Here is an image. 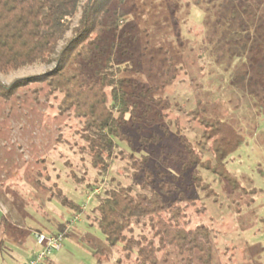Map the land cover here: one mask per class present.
<instances>
[{
  "label": "rangeland",
  "instance_id": "374dc122",
  "mask_svg": "<svg viewBox=\"0 0 264 264\" xmlns=\"http://www.w3.org/2000/svg\"><path fill=\"white\" fill-rule=\"evenodd\" d=\"M128 4L135 7L120 21L115 39L117 43L127 40L136 52L135 58L127 59L133 62L126 74L147 85H159L158 93L172 102L171 117H179L188 138L199 137L198 118L202 116L228 119L247 135L244 146L228 161L239 187L233 189L227 180L205 172L216 196L199 201L198 211H191L194 225L203 223L215 234L213 264H264V60H252L263 42L264 0H252L251 14L238 11L234 0H135ZM79 17L80 13L73 27ZM124 31L131 39L122 37ZM71 34H65L60 47ZM52 66L35 64L7 75L0 73V83L10 87ZM47 90L45 84L31 82L14 94H0V189L16 201L30 202L28 218L41 221L42 216L48 229L44 231H57L51 224L54 219L70 223L79 216L71 223L74 227L62 249L42 264H118L119 258L123 264H133L134 259L126 260L121 246L111 248L99 227L90 225L87 218V214L93 216L97 196H104L106 188L134 182L133 170L127 169V160L120 155L101 175L83 151L81 121L59 113L58 100L47 99ZM197 107L198 118L189 113ZM169 140L166 157L183 147L174 135ZM118 143L117 151L132 150L126 141ZM159 148L151 146L146 152L154 149L158 156ZM58 188L84 211L63 205ZM22 233L28 246L37 251L34 234L27 228ZM96 249L103 250V261ZM185 258L186 254L168 248L159 253V264H186ZM25 261L21 256L16 262Z\"/></svg>",
  "mask_w": 264,
  "mask_h": 264
},
{
  "label": "trees",
  "instance_id": "16d2710c",
  "mask_svg": "<svg viewBox=\"0 0 264 264\" xmlns=\"http://www.w3.org/2000/svg\"><path fill=\"white\" fill-rule=\"evenodd\" d=\"M131 1L135 0H0V73L7 75L35 64L53 65L10 87L0 83V94H14L31 82L45 84L46 98L58 100L59 113L81 121L83 151L101 175L118 156L127 160L134 182L106 188L104 196H97L93 216L87 214L89 224L99 227L111 248L122 247L126 260L159 264V253L174 248L186 254V264L197 260L213 264L215 234L203 223L194 225L191 211H198L199 201L216 196L205 172L227 180L233 189L239 187L228 161L244 146L247 135L228 119L198 118L197 107L189 113L199 119L200 135L188 138L179 117H171L172 102L158 93L159 85H147L126 74L133 62L127 59L136 52L127 40L117 43L115 39L120 21L135 7L129 6ZM234 2L238 11L252 13V0ZM68 31L71 36L60 47ZM123 36L131 34L124 31ZM262 37L253 53L254 63L264 60V23ZM171 135L183 147L166 157ZM118 141H126L132 150L117 151ZM155 145L160 147L158 156L154 149L146 152ZM56 194L63 205L84 211L60 188ZM51 224L55 232L68 226L67 221L56 219ZM95 252L103 261V250ZM117 263L123 264V258Z\"/></svg>",
  "mask_w": 264,
  "mask_h": 264
},
{
  "label": "crops",
  "instance_id": "0c3cea01",
  "mask_svg": "<svg viewBox=\"0 0 264 264\" xmlns=\"http://www.w3.org/2000/svg\"><path fill=\"white\" fill-rule=\"evenodd\" d=\"M29 203L21 198L16 201L12 195H7L0 189V264H17L16 261L21 256L26 258L24 264H27L36 253L33 247L28 246L27 236L21 235L22 230L27 228L35 236L37 232L47 228L43 224L42 216L39 218L41 221L35 218L29 220L27 214V208L31 209ZM30 222L34 224L31 225Z\"/></svg>",
  "mask_w": 264,
  "mask_h": 264
},
{
  "label": "built area",
  "instance_id": "2783aa9c",
  "mask_svg": "<svg viewBox=\"0 0 264 264\" xmlns=\"http://www.w3.org/2000/svg\"><path fill=\"white\" fill-rule=\"evenodd\" d=\"M79 219V216L76 215L72 222L68 223L67 228L64 231L58 232H49V231H40L35 235L36 244L38 250L35 253V256L30 259L27 264H42V262L52 253L57 252L62 249L63 241L69 233L71 228V223Z\"/></svg>",
  "mask_w": 264,
  "mask_h": 264
}]
</instances>
